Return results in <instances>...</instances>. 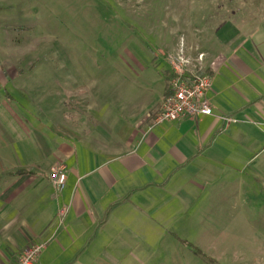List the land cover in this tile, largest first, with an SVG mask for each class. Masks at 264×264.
<instances>
[{
  "label": "crops",
  "instance_id": "0c3cea01",
  "mask_svg": "<svg viewBox=\"0 0 264 264\" xmlns=\"http://www.w3.org/2000/svg\"><path fill=\"white\" fill-rule=\"evenodd\" d=\"M233 9L214 34L218 50L197 53L211 116L155 124L166 81L154 91L125 89L117 111L96 101V85L67 91L54 147L24 148L0 177V264H16L33 245H44L35 264H140L133 251L173 228L179 212L218 203L231 195L227 183L247 194L262 180L264 5ZM57 166L60 192L51 179Z\"/></svg>",
  "mask_w": 264,
  "mask_h": 264
},
{
  "label": "rangeland",
  "instance_id": "374dc122",
  "mask_svg": "<svg viewBox=\"0 0 264 264\" xmlns=\"http://www.w3.org/2000/svg\"><path fill=\"white\" fill-rule=\"evenodd\" d=\"M244 5L264 0H0V177L24 148L54 147L75 84L96 85V101L117 111L133 85L163 88L169 54L218 50L216 30ZM261 174L247 194L225 180L231 195L179 212L133 254L140 264H264Z\"/></svg>",
  "mask_w": 264,
  "mask_h": 264
},
{
  "label": "built area",
  "instance_id": "2783aa9c",
  "mask_svg": "<svg viewBox=\"0 0 264 264\" xmlns=\"http://www.w3.org/2000/svg\"><path fill=\"white\" fill-rule=\"evenodd\" d=\"M203 60V54H197L195 60H190L182 51L168 57L173 76L169 80L168 94L163 99L161 110L154 119L155 124L212 115L206 99L210 78L203 72ZM51 179L56 189L62 191L65 184L64 168L57 166L52 169ZM43 248L44 245L29 247L21 253L16 264H35Z\"/></svg>",
  "mask_w": 264,
  "mask_h": 264
},
{
  "label": "trees",
  "instance_id": "16d2710c",
  "mask_svg": "<svg viewBox=\"0 0 264 264\" xmlns=\"http://www.w3.org/2000/svg\"><path fill=\"white\" fill-rule=\"evenodd\" d=\"M173 75H172V73L171 74H169L167 77H166V80H167V85H168V81L170 80V78L172 77ZM168 94V91H167V93H166V95Z\"/></svg>",
  "mask_w": 264,
  "mask_h": 264
}]
</instances>
